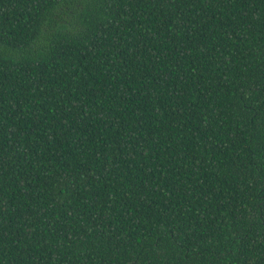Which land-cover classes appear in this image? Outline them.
Returning a JSON list of instances; mask_svg holds the SVG:
<instances>
[{"label":"trees","instance_id":"16d2710c","mask_svg":"<svg viewBox=\"0 0 264 264\" xmlns=\"http://www.w3.org/2000/svg\"><path fill=\"white\" fill-rule=\"evenodd\" d=\"M0 264H264V0H0Z\"/></svg>","mask_w":264,"mask_h":264}]
</instances>
